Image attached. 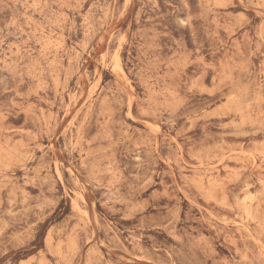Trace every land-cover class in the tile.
<instances>
[{
  "label": "rangeland",
  "instance_id": "rangeland-1",
  "mask_svg": "<svg viewBox=\"0 0 264 264\" xmlns=\"http://www.w3.org/2000/svg\"><path fill=\"white\" fill-rule=\"evenodd\" d=\"M0 264H264V0H0Z\"/></svg>",
  "mask_w": 264,
  "mask_h": 264
}]
</instances>
